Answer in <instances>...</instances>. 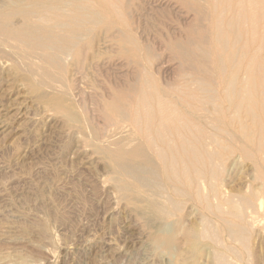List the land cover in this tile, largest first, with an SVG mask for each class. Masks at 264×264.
Returning a JSON list of instances; mask_svg holds the SVG:
<instances>
[{"label":"bare ground","instance_id":"6f19581e","mask_svg":"<svg viewBox=\"0 0 264 264\" xmlns=\"http://www.w3.org/2000/svg\"><path fill=\"white\" fill-rule=\"evenodd\" d=\"M263 50L264 0H0V95L20 82L89 127L118 195L155 229L176 217L153 246L208 242L211 264L264 232ZM187 203L200 225L178 236Z\"/></svg>","mask_w":264,"mask_h":264},{"label":"rangeland","instance_id":"374dc122","mask_svg":"<svg viewBox=\"0 0 264 264\" xmlns=\"http://www.w3.org/2000/svg\"><path fill=\"white\" fill-rule=\"evenodd\" d=\"M76 99L84 105L78 111L86 108L92 116L90 101ZM0 121V264H211L208 242L191 260L187 249L153 246L151 233L175 231L176 217L155 229L153 217L140 216L118 195L86 141L92 139L89 127H67L20 82L0 95ZM246 172V166H232L229 175ZM180 214L178 236L200 225L190 204ZM263 233L239 248V258L230 257L234 264H264Z\"/></svg>","mask_w":264,"mask_h":264}]
</instances>
